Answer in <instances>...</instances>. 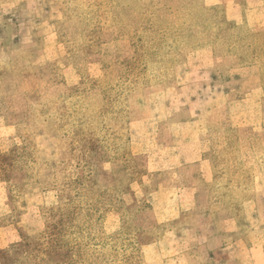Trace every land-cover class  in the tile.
Returning <instances> with one entry per match:
<instances>
[{"label":"rangeland","instance_id":"1","mask_svg":"<svg viewBox=\"0 0 264 264\" xmlns=\"http://www.w3.org/2000/svg\"><path fill=\"white\" fill-rule=\"evenodd\" d=\"M134 1L19 0L14 8H2L0 118L15 131L0 138V149L16 146L0 154L8 162L3 180L15 217L27 200L38 205L43 226L22 232L20 242L0 252V264H160L155 251L143 256L151 241L147 228L153 226L152 215L140 209L144 204L130 218L124 209L108 212L101 204L105 197L93 212H85L81 202L85 185L92 194L101 192L116 167L129 159L144 162L130 157L155 148L160 119L178 108L183 117L197 114L198 104L190 99L200 90L189 85L215 79L203 89V100L215 118L217 137L211 138L207 119L200 116L207 131L202 146L211 155L216 143L232 144L231 158L243 182L233 192H264V129L234 132L233 126L226 141L218 140V122L226 120L220 92L225 79L238 72L237 59L250 57L254 60L245 63H255L254 56L229 45L234 36L264 45V33L256 40L245 27L227 23L222 7L208 10L202 0H181L179 7L168 0H142L139 19L131 13ZM203 48L215 51L222 64L203 67ZM261 112L264 125V104ZM145 113L148 119L136 121ZM133 188L127 185L125 191ZM75 207L76 214H64ZM87 213L96 216L93 228L87 226ZM180 223L197 228L198 221L184 217ZM47 226L56 228L53 234ZM195 228L188 237L199 246ZM169 250L165 244L161 254L168 256Z\"/></svg>","mask_w":264,"mask_h":264},{"label":"crops","instance_id":"2","mask_svg":"<svg viewBox=\"0 0 264 264\" xmlns=\"http://www.w3.org/2000/svg\"><path fill=\"white\" fill-rule=\"evenodd\" d=\"M18 2L0 0V23L2 8H14ZM202 3L208 8L222 7L226 21L245 27L256 40L264 33V0H202ZM206 66H210L209 61ZM247 72L238 70L236 75L241 73L243 76ZM68 78L72 80L71 74ZM262 103L263 92L259 86L252 87L235 102L237 130L256 132L264 129ZM244 104L249 105L247 112L242 110ZM181 111L178 108L167 118L159 120L152 151L137 153L148 154L145 185L151 187L153 176L163 178L162 183L150 192L144 189V185L132 184L135 186L133 191L153 207V218L161 228L160 236L143 246L144 258L148 252L155 251L162 256L160 264H264V192L251 190L244 195L241 191L212 190L215 187L222 189V184L216 182L211 162L203 158L202 138L207 132L206 125L198 112L179 119ZM146 119L148 117L136 121ZM163 121H167L165 127H161ZM0 126V138L13 136L14 127L6 126L1 119ZM255 184L258 185L257 178ZM200 185L209 191L203 192ZM5 187L0 184V251L20 242L22 232L38 231L42 227L38 205L27 200L20 215L15 217L6 201ZM233 199L243 200L238 209L222 207V202ZM206 200L211 201L208 202L210 208L202 206V201ZM184 217L197 219V228H193L197 231L199 246L188 237L193 228L189 224L184 228L180 223ZM165 244L170 249L168 256L161 254Z\"/></svg>","mask_w":264,"mask_h":264},{"label":"trees","instance_id":"3","mask_svg":"<svg viewBox=\"0 0 264 264\" xmlns=\"http://www.w3.org/2000/svg\"><path fill=\"white\" fill-rule=\"evenodd\" d=\"M169 2H176L177 7H179L180 5L178 4L179 2H182L181 0H168ZM132 7L131 9V13L133 14L134 17H137L138 19L142 17V13H144L145 9L144 7H142V0H135L131 5ZM169 8L170 7H166ZM215 7H211L208 8V10H212ZM159 11V9H158ZM230 25H232L235 28H240L242 26H236L230 22H227ZM158 28V27H157ZM233 43H231V46L229 45L230 48H233L234 50H236L237 52L240 51V55H251L252 57H255V63H250L247 64L245 62H249L252 61L254 59L250 58V57H245L247 58L245 61L244 59H237L236 60V68H238L239 70H248V72L242 76V74L238 73V75H235L232 79L226 78L225 79V83L226 86L223 87L221 89V93L224 94V101L221 104L222 107V112L225 113L224 116V121H219V129H218V140L220 141L221 138L225 139L226 141V136H229V132L231 129V127H233L234 132H237L239 130L236 129L235 123H234V112L236 111L237 107L235 105L236 101H239L248 91H250V89L254 86H259L262 89L263 92V103L264 104V45L262 44H258L256 42H254L252 39H250V37H245L243 39H241L240 37L234 36L233 39ZM239 43H241L242 45H240ZM238 45V46H237ZM224 49H226L228 51V47H223ZM201 50V49H200ZM199 51H196V54L200 53ZM212 52V53H211ZM208 53L211 54L208 55ZM202 56L205 57L204 62H203V67L206 66V64H208V61L210 62V64L216 66H220L222 63L220 61H218V58L216 57L215 51H213L210 48H203L202 49ZM198 56V55H197ZM207 60V61H206ZM239 62V63H238ZM215 79H211L210 81H206V82H201V83H197L196 85H189L188 88L193 89L194 87H198L197 89H199L200 91H197L196 95L190 99L192 102L197 103L198 104V113L204 117L205 119H207L206 121L208 122L209 125V132L210 135L212 136L211 138H216L217 133L215 131V125L213 122L215 120V118L212 116V111H207L205 109V100H203V89H205L207 86L211 87L213 84H215ZM182 98V97H180ZM220 107V109H221ZM226 113H227V118H226ZM140 118H146L147 113H145V115H139ZM179 119H182L183 116L178 117ZM1 120H3V123L5 125H7V121L5 119H3L2 117L0 118ZM173 119H168V121H171ZM167 121H163L161 124V127H165ZM50 130L52 129L51 124L49 125ZM53 132H59V129L56 127H54L52 129ZM245 131V130H240V132ZM11 140V139H10ZM15 140V138L12 139V141ZM213 141V140H212ZM202 142L204 141V136L202 138ZM218 146V150L217 151H213V153H211V155H208L207 152V148L204 149L203 151V158L205 160H208L211 162L213 168H214V172H215V180L216 182H219L222 184V189L220 188H212V190L215 191H222L223 189H225L226 191H234L237 190L239 188L240 185H242V181L239 180V175H240V170L237 171L238 169H236L238 165V162L236 160H234L233 158H231V150L230 147H232L231 143H224L223 145L217 144ZM230 145V146H229ZM16 147L15 145H5L4 150L0 149V154L1 153H6V155L11 152V150ZM208 147V145H207ZM232 149V148H231ZM236 151V149H234V152ZM13 152V151H12ZM148 154H134L132 155L130 158L131 159H137V158H141L144 160V162H142L141 165H139V163L135 164V162H131L130 159L128 162H124L123 165H120L119 167H116L114 171V178L112 180H110V183L107 187H105L104 189H102L101 192H97L96 189L92 192H96L94 194L91 193L90 189L85 185V193L86 196H84V200L81 202V207L82 209L87 212H93L95 211L96 207H98L100 205V203L102 202V200L105 198V202L101 203L102 205H104L105 207H108V212H114L118 209H124L127 213V215L131 218V216H135L138 212H139V207L140 205L144 204L143 207H140L141 211H143L142 209H146L151 215H152V211H153V207L147 203L146 199L144 197H139L136 192H126L125 191V187L127 185L133 184V183H138L139 185H144V189L146 188V190L148 189L147 192H150V190H154L158 187V185L160 183H162V177L160 178L159 176H153L151 177V187L145 185V182L147 181L146 177L148 175L147 173V156ZM7 160L4 159V157H0V184H5V190L6 192L8 191L7 189V182L5 180H3L6 176V172L8 171V166H7ZM114 162H109L108 165L111 166V169L113 168ZM224 172V173H223ZM91 174L88 172L87 177H89ZM241 179V178H240ZM242 180V179H241ZM202 187V191L206 192V190L209 191V189H205V187L203 185H200ZM75 200L78 201V204L80 203V199H79V195L77 192V189L75 188ZM210 189V191H212ZM8 193V192H7ZM35 193V192H32ZM247 193V192H246ZM104 195V196H102ZM102 196V197H101ZM6 201L8 203V205L12 207V201L10 200L8 194L6 197ZM238 201L240 202V204L242 203L243 200H239V199H233V200H226L224 202L221 203L222 207L224 206V208H227V206H229L230 208L234 207L236 209H238L240 207V204L237 205ZM208 202L211 201H202V206H204V208H210V205H208ZM214 204H217V201H213ZM136 205V206H135ZM139 206V207H138ZM215 206V205H214ZM23 208V207H22ZM14 213L15 210L13 209ZM79 211V208L75 207V208H71L68 209L67 211H65V215L66 214H76ZM92 213H90V215H88L87 213V226H91L92 228L94 227V221H95V215L94 213L91 215ZM152 219H153V226L152 229L147 228L149 232V241L147 244H150L152 242H154L161 234L160 230L161 228L158 226L156 220H154L153 215H152ZM42 226H43V222ZM57 226H59L60 224H56ZM56 227V226H55ZM56 228H50L49 226H47L46 231L50 234H53V232L55 231ZM16 245V244H14ZM13 246V245H11ZM9 248V247H8ZM7 248V249H8ZM6 249V250H7ZM4 251H0V252H5ZM49 259H54L57 258L55 257V255H49L48 256ZM53 264H57V263H53Z\"/></svg>","mask_w":264,"mask_h":264}]
</instances>
